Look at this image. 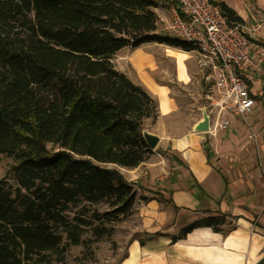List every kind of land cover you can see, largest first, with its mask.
<instances>
[{
  "label": "trees",
  "instance_id": "obj_1",
  "mask_svg": "<svg viewBox=\"0 0 264 264\" xmlns=\"http://www.w3.org/2000/svg\"><path fill=\"white\" fill-rule=\"evenodd\" d=\"M160 1L0 0V154L16 160L15 185L0 179V264L64 263L133 216L136 188L108 165L134 169L154 153L142 130L159 109L113 56L148 42L194 49L159 32ZM199 227L231 226L208 215L172 241Z\"/></svg>",
  "mask_w": 264,
  "mask_h": 264
},
{
  "label": "crops",
  "instance_id": "obj_2",
  "mask_svg": "<svg viewBox=\"0 0 264 264\" xmlns=\"http://www.w3.org/2000/svg\"><path fill=\"white\" fill-rule=\"evenodd\" d=\"M219 1L249 27L258 24L264 41V0ZM171 5L161 1L156 8L159 32L169 33ZM160 45L165 50H154ZM113 62L156 100L159 114L145 121V129L160 137L154 153L134 169L108 165L140 197L133 214L138 224L116 264H264V73L251 81L255 141L235 116L226 130L194 131L204 106L210 111L196 49L148 42L117 50ZM221 214L230 222L226 232L199 227L172 241L193 221Z\"/></svg>",
  "mask_w": 264,
  "mask_h": 264
},
{
  "label": "built area",
  "instance_id": "obj_3",
  "mask_svg": "<svg viewBox=\"0 0 264 264\" xmlns=\"http://www.w3.org/2000/svg\"><path fill=\"white\" fill-rule=\"evenodd\" d=\"M172 18L168 31L198 52L201 77L206 85L212 133L228 129L237 117L257 141L250 115L256 107L251 90L254 75L264 73V41L257 24L229 21L212 0H171Z\"/></svg>",
  "mask_w": 264,
  "mask_h": 264
},
{
  "label": "rangeland",
  "instance_id": "obj_4",
  "mask_svg": "<svg viewBox=\"0 0 264 264\" xmlns=\"http://www.w3.org/2000/svg\"><path fill=\"white\" fill-rule=\"evenodd\" d=\"M163 1L169 2V0ZM163 34L167 35L168 33ZM165 47L164 45H160L157 48L155 47L154 50H165ZM261 100L264 105L263 96H261L260 101ZM253 116L250 115L252 121L255 120ZM15 164L16 160L14 157L0 154V179L7 180L8 183L15 185L13 168ZM137 198L140 197L137 195ZM97 207L101 210H105L103 204H99ZM137 224L138 222L134 216L128 219H122V221L113 224L114 231L110 238L100 242L94 241L92 244L88 245L71 246L67 251V257L64 263L53 260L51 264H116L126 252V243L130 239V235H134L133 231Z\"/></svg>",
  "mask_w": 264,
  "mask_h": 264
},
{
  "label": "water",
  "instance_id": "obj_5",
  "mask_svg": "<svg viewBox=\"0 0 264 264\" xmlns=\"http://www.w3.org/2000/svg\"><path fill=\"white\" fill-rule=\"evenodd\" d=\"M211 116L207 110V108L204 106L202 109V119L200 122H198L195 127L194 131L196 132H205V131H210L211 129ZM142 136H144L145 141L147 145L149 146L150 149H155L156 146L158 145L160 141V137L157 136L156 134L150 132L147 129L142 130Z\"/></svg>",
  "mask_w": 264,
  "mask_h": 264
}]
</instances>
